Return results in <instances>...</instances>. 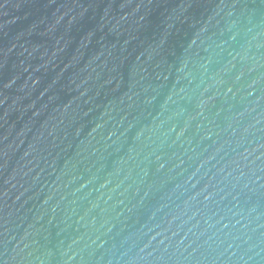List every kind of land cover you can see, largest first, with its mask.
Returning a JSON list of instances; mask_svg holds the SVG:
<instances>
[{"label":"water","instance_id":"95a60500","mask_svg":"<svg viewBox=\"0 0 264 264\" xmlns=\"http://www.w3.org/2000/svg\"><path fill=\"white\" fill-rule=\"evenodd\" d=\"M0 264H264V0H0Z\"/></svg>","mask_w":264,"mask_h":264}]
</instances>
